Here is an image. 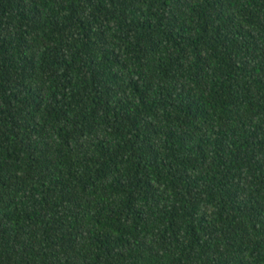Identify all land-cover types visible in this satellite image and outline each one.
Segmentation results:
<instances>
[{
  "label": "trees",
  "instance_id": "1",
  "mask_svg": "<svg viewBox=\"0 0 264 264\" xmlns=\"http://www.w3.org/2000/svg\"><path fill=\"white\" fill-rule=\"evenodd\" d=\"M0 264H264V0H0Z\"/></svg>",
  "mask_w": 264,
  "mask_h": 264
}]
</instances>
